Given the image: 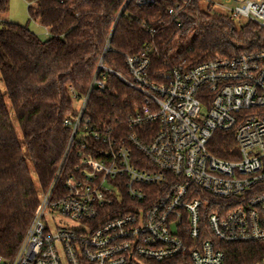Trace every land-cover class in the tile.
Instances as JSON below:
<instances>
[{
	"label": "built area",
	"instance_id": "1",
	"mask_svg": "<svg viewBox=\"0 0 264 264\" xmlns=\"http://www.w3.org/2000/svg\"><path fill=\"white\" fill-rule=\"evenodd\" d=\"M220 7L264 29V0ZM125 61L129 77L119 78L143 96L129 134L84 119L91 93L114 74L99 78L101 63L86 96L71 89L80 105L65 122L66 154L16 253L0 264H231L234 244L258 245L261 258L249 264H264V51L157 73L146 52ZM216 133H234L239 158L213 154ZM74 142L79 163L60 190Z\"/></svg>",
	"mask_w": 264,
	"mask_h": 264
},
{
	"label": "trees",
	"instance_id": "2",
	"mask_svg": "<svg viewBox=\"0 0 264 264\" xmlns=\"http://www.w3.org/2000/svg\"><path fill=\"white\" fill-rule=\"evenodd\" d=\"M10 0H0V14ZM30 18L49 29L42 41L28 26L0 25V257L16 253L51 184L69 144L66 120L77 114L71 89L88 94L99 66L108 74L104 92L94 89L84 119L92 125L129 134L130 116L143 107V96L118 75L129 77L126 56L146 52L151 72L190 69L222 58L264 51V29L202 8V0H156L143 7L129 0H31ZM170 10L181 13L176 19ZM155 30V34L150 32ZM8 98L9 104L6 99ZM255 113L256 110H249ZM17 123L22 137L15 127ZM150 125L146 129H150ZM80 149L74 142L58 183L74 174ZM216 156L235 160L234 133H216ZM232 151V152H231ZM239 155V154H238ZM258 245L227 246L231 264H249Z\"/></svg>",
	"mask_w": 264,
	"mask_h": 264
},
{
	"label": "rangeland",
	"instance_id": "3",
	"mask_svg": "<svg viewBox=\"0 0 264 264\" xmlns=\"http://www.w3.org/2000/svg\"><path fill=\"white\" fill-rule=\"evenodd\" d=\"M31 0H10L8 12L6 14H0V25L3 23H13L18 24L21 26H28L29 29L34 32L42 41H46L49 38H51L50 32H47V29L43 27L38 21H34L30 18L28 8L30 7ZM212 1V10L220 12L224 15L226 13L223 11V9L220 7V3H222L224 0H210ZM214 3L218 4L214 6ZM207 2H202V8L207 10ZM231 7V6H229ZM232 8V7H231ZM237 25L239 27L243 26L246 21L245 20H237ZM0 86L3 89L4 84L0 80ZM7 103L9 104L8 98L6 99ZM74 104L76 108H79V103L74 100ZM15 127L17 129L18 135L21 138V132L19 130V127L17 123L14 121Z\"/></svg>",
	"mask_w": 264,
	"mask_h": 264
},
{
	"label": "crops",
	"instance_id": "4",
	"mask_svg": "<svg viewBox=\"0 0 264 264\" xmlns=\"http://www.w3.org/2000/svg\"><path fill=\"white\" fill-rule=\"evenodd\" d=\"M39 22V21H38ZM40 23V22H39ZM47 32H49V29H47Z\"/></svg>",
	"mask_w": 264,
	"mask_h": 264
}]
</instances>
